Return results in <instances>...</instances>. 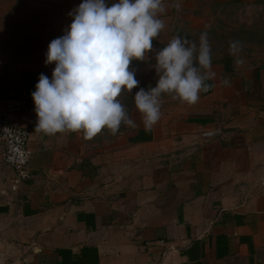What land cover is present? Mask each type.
<instances>
[{
    "label": "crops",
    "instance_id": "1",
    "mask_svg": "<svg viewBox=\"0 0 264 264\" xmlns=\"http://www.w3.org/2000/svg\"><path fill=\"white\" fill-rule=\"evenodd\" d=\"M238 1L165 0L157 38ZM82 2L0 0V114L36 123L48 45ZM239 56L212 59L196 103L162 100L150 131L135 107L136 126L102 148L82 132L33 134L16 192L0 159V264H264V55ZM10 94L28 107L8 112Z\"/></svg>",
    "mask_w": 264,
    "mask_h": 264
},
{
    "label": "clouds",
    "instance_id": "2",
    "mask_svg": "<svg viewBox=\"0 0 264 264\" xmlns=\"http://www.w3.org/2000/svg\"><path fill=\"white\" fill-rule=\"evenodd\" d=\"M172 7L181 10L179 0ZM166 11L165 0H117L111 5L106 0H83L69 13L73 19L64 34L48 45L45 64L55 67L51 79L40 74L31 93L35 130L48 135L83 132L91 139L104 129L114 136L122 125L135 127L119 97L140 83L130 68L132 61H143L153 51L156 86L139 88L134 94L146 131L161 119L163 94L194 104L201 92L210 91L213 85L208 81L216 73L211 70L207 31L200 34L198 45L177 35L154 50L153 40L166 27L160 18ZM241 51L240 41L230 42L229 52L237 65L244 63Z\"/></svg>",
    "mask_w": 264,
    "mask_h": 264
},
{
    "label": "rangeland",
    "instance_id": "3",
    "mask_svg": "<svg viewBox=\"0 0 264 264\" xmlns=\"http://www.w3.org/2000/svg\"><path fill=\"white\" fill-rule=\"evenodd\" d=\"M206 25L210 27L206 29ZM204 31L208 32V39L212 47V59L222 55L230 54L229 44L232 41H240L242 44V54L248 55H264V0H249L243 2H234L229 4L214 5L209 14L194 24H188L176 28L168 35H164V39L156 38L153 40L154 50H158L167 45L174 36L187 37L189 40L199 44L200 34ZM155 51L147 54L143 61L133 60L130 68L135 71L136 79L140 82L137 88L131 93L124 92L119 99L130 111L135 108L134 94L139 88L148 90L150 87L156 86L157 75L154 65ZM172 97L169 94H163L162 100ZM121 126L116 135H112L107 129L102 130L91 139L82 136L84 140L93 147L102 148L107 145L113 137L119 135L124 129Z\"/></svg>",
    "mask_w": 264,
    "mask_h": 264
},
{
    "label": "built area",
    "instance_id": "4",
    "mask_svg": "<svg viewBox=\"0 0 264 264\" xmlns=\"http://www.w3.org/2000/svg\"><path fill=\"white\" fill-rule=\"evenodd\" d=\"M12 103L8 107V112L13 109H25L29 105L26 95L15 98L13 94L8 97ZM36 123L21 126L12 121L9 114H0V141L3 151L0 152V159L8 165L14 172L10 180V190L16 192L20 185L30 177L28 163L31 151L28 141L33 134H40L35 130Z\"/></svg>",
    "mask_w": 264,
    "mask_h": 264
},
{
    "label": "trees",
    "instance_id": "5",
    "mask_svg": "<svg viewBox=\"0 0 264 264\" xmlns=\"http://www.w3.org/2000/svg\"><path fill=\"white\" fill-rule=\"evenodd\" d=\"M128 112H129V110H128Z\"/></svg>",
    "mask_w": 264,
    "mask_h": 264
}]
</instances>
